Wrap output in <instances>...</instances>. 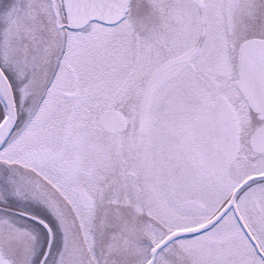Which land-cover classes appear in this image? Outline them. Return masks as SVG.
<instances>
[{
	"label": "snow or ice",
	"instance_id": "1",
	"mask_svg": "<svg viewBox=\"0 0 264 264\" xmlns=\"http://www.w3.org/2000/svg\"><path fill=\"white\" fill-rule=\"evenodd\" d=\"M0 264H264V0H0Z\"/></svg>",
	"mask_w": 264,
	"mask_h": 264
}]
</instances>
